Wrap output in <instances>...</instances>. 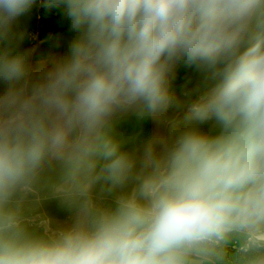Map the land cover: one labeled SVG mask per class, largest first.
I'll return each mask as SVG.
<instances>
[{"label": "clouds", "instance_id": "1", "mask_svg": "<svg viewBox=\"0 0 264 264\" xmlns=\"http://www.w3.org/2000/svg\"><path fill=\"white\" fill-rule=\"evenodd\" d=\"M0 41V264H264V0H0Z\"/></svg>", "mask_w": 264, "mask_h": 264}, {"label": "rangeland", "instance_id": "2", "mask_svg": "<svg viewBox=\"0 0 264 264\" xmlns=\"http://www.w3.org/2000/svg\"><path fill=\"white\" fill-rule=\"evenodd\" d=\"M14 31L24 34L21 43L22 50H30L31 64L34 69L45 65L50 58L62 54L66 49L67 40L70 39L68 23L63 19L59 8H45L37 6L31 12L20 17L14 25ZM7 47L6 41H0V54ZM44 57L46 61L36 63L35 60ZM199 76L194 66L181 62L175 68L172 89L178 97L195 86ZM183 114H181L182 119ZM210 125H204L203 130L207 131ZM141 129L155 131L152 122L145 121Z\"/></svg>", "mask_w": 264, "mask_h": 264}, {"label": "crops", "instance_id": "3", "mask_svg": "<svg viewBox=\"0 0 264 264\" xmlns=\"http://www.w3.org/2000/svg\"><path fill=\"white\" fill-rule=\"evenodd\" d=\"M35 61H36V63H42L43 61H46V60L44 59V57L43 58L40 57V59H37ZM140 126H139V131H140L142 139L147 138L153 132L151 130H144L143 131V129H141Z\"/></svg>", "mask_w": 264, "mask_h": 264}]
</instances>
